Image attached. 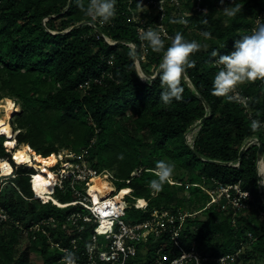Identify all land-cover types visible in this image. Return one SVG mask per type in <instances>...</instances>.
<instances>
[{"label": "trees", "instance_id": "1", "mask_svg": "<svg viewBox=\"0 0 264 264\" xmlns=\"http://www.w3.org/2000/svg\"><path fill=\"white\" fill-rule=\"evenodd\" d=\"M145 1L149 0H117L116 15L109 22L89 24L75 0H0V100L16 99L22 106L12 120L19 130L16 139L44 158L68 149L78 161L109 170L118 187L127 186L125 180L130 179L132 195L149 199V207L129 208L128 223L151 218L154 209L186 214L181 228L185 248L195 242L199 254L216 258L241 249L231 264H264V215L254 205L236 214L216 204L207 206L210 196L201 187L212 189L240 180L257 207L264 209L256 169L258 145L244 152L238 167L231 164L238 161L247 139L258 136L264 144V79L239 83L230 93L245 98V106L238 99L212 93L220 69L213 64L218 58L212 56L213 49L227 54L236 39L250 34L254 18L264 10V0H234L240 5L234 17L223 14L220 0H184V8L190 11L185 14L187 23L172 0L165 1L158 13L145 11L140 18H131ZM224 1L226 6L233 3ZM158 22L168 33L163 37L165 47L177 31L207 46L188 57L191 67L181 78L182 99L170 104L159 98V76L150 77L157 73L162 53L153 52L140 39V27L151 24L156 29ZM199 27L210 36L193 30ZM129 42L135 43L137 54ZM143 53L141 67L149 81L137 74L136 55ZM254 119L261 121L256 130L250 126ZM196 124L200 127L191 145L187 133ZM1 134L0 163L12 162ZM158 160L174 165L171 180L175 182L165 183L157 192L148 182L156 178ZM136 169L141 170L131 176ZM44 179L40 172L20 165L0 180V264H60L66 250L76 259H85L91 224L80 220L84 228L79 230L67 219L73 211L87 209L72 202L77 195L68 185L65 189L52 186L45 191L50 195L36 198L33 183ZM31 223L37 227L29 229L28 243L22 248L24 229ZM158 239L153 241L151 234L148 241L138 242L137 255L125 264L154 262L157 248L163 245L168 251L171 246L167 233ZM33 255L41 261L33 260Z\"/></svg>", "mask_w": 264, "mask_h": 264}, {"label": "built area", "instance_id": "2", "mask_svg": "<svg viewBox=\"0 0 264 264\" xmlns=\"http://www.w3.org/2000/svg\"><path fill=\"white\" fill-rule=\"evenodd\" d=\"M175 1L177 3L179 2V0ZM262 18H264V10L255 18V27ZM156 25V28L162 26L164 31H166L162 23L158 22ZM147 28L140 27V32L141 29ZM108 41L115 43L109 39ZM130 46L137 54L136 45H134V47L132 45ZM141 60H145L144 53L141 57L136 55V66L137 64L141 65ZM235 95H238V100L240 102L247 104L245 98H241L236 92ZM260 141L262 140L258 136H255L251 144L259 146ZM69 164L71 165V169L68 173H64L69 168V166H67ZM231 164L236 167L240 165L239 160ZM256 169L258 181L264 179V177H262L264 176V151L262 155L257 158ZM60 170L58 175L55 173L56 180L54 185L58 186L60 189H65L68 185L69 189L77 195V200L73 201V203H78L87 209L86 212L79 210L70 213L67 219L71 221L69 224L78 225L79 230H82L84 224H79V221L83 220L85 223L91 224L92 227L91 234L86 240V249L83 251L82 257H85V259H76V264H125L130 257L137 255L138 242L141 240L148 241L151 234H154L153 241H157L162 232L168 234L171 246L168 251L162 249L163 245L157 248L158 256L156 260L150 264H207L215 260L223 264H231L240 254L241 249L233 255H222L218 258L211 255H201L195 248V242L190 248H185L181 242V228L186 214L177 216L169 210L154 209L151 218L137 223H128L125 216L127 214V207L130 206V204L123 197L129 194V192L120 196V192L123 189L119 190L117 193L115 191L116 188H114L107 198L96 201L89 191L91 177L104 173L113 179V174L109 170L103 169L99 171L90 166L86 161H78L77 156L74 154L61 162ZM62 170H64V172ZM133 175L135 174L133 173ZM126 182L129 183L130 179H126ZM174 182L175 181L171 180V183ZM77 185H79V188ZM190 185L191 184H186V187L188 188ZM201 187L210 196V201L207 203V206L216 204L223 210H232V212L236 214L238 210H247L254 205L255 209H259V214L264 215V209L262 207H257L251 191L244 189L240 180L233 184H219L212 189L202 185ZM258 188L262 203L264 204V184H258ZM246 193H248V195H246ZM141 200H143L144 203H139ZM132 205L136 209H147L149 207V201L145 198H138ZM103 225L108 227L105 230H100ZM248 235L250 238L253 237L252 232H249ZM101 237H104V239ZM75 240V238L72 239V243L74 244L73 247L77 248Z\"/></svg>", "mask_w": 264, "mask_h": 264}, {"label": "clouds", "instance_id": "3", "mask_svg": "<svg viewBox=\"0 0 264 264\" xmlns=\"http://www.w3.org/2000/svg\"><path fill=\"white\" fill-rule=\"evenodd\" d=\"M75 2L83 11L85 17L88 18L86 22L89 24H95L97 21L101 24L107 23L116 15L117 0H87L86 4L85 0H75ZM220 3L223 4L224 0H220ZM222 11L226 17H234L240 11V5L233 0V3L229 6L223 7ZM207 15L208 10L204 9V16L206 17ZM182 22L187 23V21ZM205 22H207V19H205ZM203 35L208 37L210 36V33L204 32ZM167 36L168 33L164 31L162 26L156 29L148 27L147 29H141L140 39L146 41L153 52L162 53V58L156 73V75L159 76L162 89L159 98L163 103L170 104L173 99L177 101L182 99V93L184 92V88L181 85L182 74L186 71L187 67H191V61H189L188 57L194 51H197L201 45L195 40L189 41L185 39L183 34L177 31L173 37H169L171 43L165 47V40L163 37ZM129 55H133V52L130 51ZM212 56L218 57L215 63L221 66L212 81V93L217 96H225L230 101L239 99L238 95L230 94L233 93L236 85L245 81L264 79V18L257 23L256 27L250 34L243 35L234 41L233 50L227 54H220L219 50L213 49ZM137 74L141 79L149 81L143 73ZM154 78L155 77H152V79ZM250 126L253 130H256L261 126V121L254 119L251 121ZM4 146L6 147L5 144ZM6 149H8L7 151L10 153L12 162L9 159L8 160L14 167L13 172L20 165L30 167L28 163H14L15 161L13 160L12 152L9 151L8 147H6ZM59 161L57 163H59ZM57 163L49 167V169L53 171L52 167L54 168ZM30 168L40 172L39 169L34 167ZM173 171L174 165L172 163H169L166 160L156 161L154 169V175L156 178L151 179L148 182L149 188L157 192L162 190L165 183L171 182ZM12 173L3 176L8 177ZM131 176H134L133 172L131 173ZM113 180H115L114 176ZM129 183L124 187H118L116 185L115 191L118 193L121 189H130L129 194L124 195V197L127 196L135 201L140 197L132 195V189L128 186ZM258 184H264V179L259 180ZM54 186L55 185H53V187ZM35 193L36 198L50 195L47 192L43 194L38 193L36 189ZM246 195H248V193H246ZM51 198L54 199L52 196ZM147 200L149 201V199ZM131 207H134L132 203L127 207V210ZM60 264H76L74 253L70 250H66L65 255L61 258Z\"/></svg>", "mask_w": 264, "mask_h": 264}, {"label": "bare ground", "instance_id": "4", "mask_svg": "<svg viewBox=\"0 0 264 264\" xmlns=\"http://www.w3.org/2000/svg\"><path fill=\"white\" fill-rule=\"evenodd\" d=\"M7 105L8 104L5 103V98L0 100V133L6 137L5 145L9 148V151L12 152L13 160L17 164L28 163L30 167L40 170V173L44 175L45 179L40 182H35L34 187L38 193H46V189L52 187L56 180L54 172L48 167L54 165L58 161V154L53 153L50 155V157L44 158L42 155L34 152L29 144H21V146H19L20 144L18 145L17 139L14 136V130L11 123L9 122L11 114L9 110H3V108L7 107ZM14 107H16L15 102ZM13 169L14 167L10 161L4 160L2 163H0V171L4 175L12 173ZM95 179L96 177L92 179L93 183L91 184L89 191L96 201H100L101 199L107 198L110 195L113 187L110 186V184L106 181L97 182ZM39 186L41 187V190L38 189ZM128 192L129 189H123L120 192V196Z\"/></svg>", "mask_w": 264, "mask_h": 264}, {"label": "rangeland", "instance_id": "5", "mask_svg": "<svg viewBox=\"0 0 264 264\" xmlns=\"http://www.w3.org/2000/svg\"><path fill=\"white\" fill-rule=\"evenodd\" d=\"M165 1H168V0H149V1H145L137 10H134L133 11V13H132V16H131V18H140V16L145 12V11H148L150 14H154V13H158V11L159 10H163L164 9V7H165ZM172 1H174V3H175V5L176 6H179V12L177 11V14L178 15H181V16H183V18H182V21H187V18L185 17V14H187V13H190V11L188 10V9H185L184 8V4H183V1L184 0H179V2L177 3L175 0H172ZM225 1H224V3L223 4H221V3H219V8H220V10H222V8L223 7H226V5H225ZM199 9H201L200 7H198V10ZM48 20V18H45V22ZM254 20H255V18H254ZM150 26L149 27H152V25L151 24H149ZM193 30H195L197 33H199V34H203V27H199L198 29H193ZM129 45H132L133 47H134V43L133 42H129L128 43ZM201 47H203V49H205V48H207V46L204 44V45H201ZM217 59L215 58L214 60H213V64H216L215 63V61H216ZM217 65V64H216ZM137 69L139 70V72L140 73H143L144 75H145V77L146 78H149V76L148 75H146L145 74V72L143 71V69H142V67H141V65H138L137 64ZM150 69H153V70H155L154 69V66H150ZM142 70V71H141ZM154 76L156 75L155 73L153 74ZM151 77V76H150ZM185 79H187V77L185 78ZM146 80V79H145ZM187 81H188V83L192 86V84H191V82H189V79H187ZM14 102H15V105H16V107H14ZM5 103L6 104H8L7 105V107H4L3 108V110H9V112H10V114H11V117H10V119H9V122L11 123V125H12V120L15 118V116H16V114L17 113H19L20 111H21V109H22V106H21V104H19V103H17L16 102V99L15 100H13V99H10V98H5ZM246 104H244V106H245ZM199 127H200V124H196L195 126H193V128H191L189 131H188V133H187V138H188V141H189V143L191 144V145H193V137L195 136V132L199 129ZM12 128H13V130H14V136H15V138H16V135L18 134V132H19V130L18 129H16L13 125H12ZM198 128V129H197ZM253 138H255V136H252L251 138H249V139H247L246 141H245V144H243V147L242 148H244L245 147V151L250 147V146H252V144H251V141L253 140ZM18 142V141H17ZM5 144V143H4ZM18 145H19V143H18ZM19 146H21V144L19 145ZM192 147V146H191ZM8 150V149H7ZM244 151V152H245ZM58 154V157H59V159H58V161H59V163H57V165H55L54 166V168L52 167V169H53V171H54V176H56L55 175V173L58 175L59 174V172L61 171L60 170V168H61V161H63V160H65L66 158H69V157H71V155H73L72 154V152H70V150H68V149H62L59 153H57ZM257 158H258V155H257ZM14 163H16V162H14ZM55 163V164H56ZM67 166H69V168L66 170V172H64V170H62L64 173H68L69 172V170L71 169V165L69 164V165H67ZM51 167V166H50ZM49 168V167H48ZM140 170L141 169H136L135 171H133V173L134 174H138L139 172H140ZM4 174L0 171V177H5V176H3ZM96 177V181L98 182V181H106V182H108L109 184H110V186H112L113 187V189L116 187V181L115 180H113L110 176H108L107 174H104V173H102L101 175H95V176H93V177H91V179H90V182H91V184L93 183V181H92V179L93 178H95ZM4 179H6V177L5 178H3L1 181H3ZM111 182V183H110ZM3 183H5V182H3ZM38 189L39 190H41V187L39 186L38 187ZM112 193V192H111ZM110 193V194H111ZM154 193H156V192H153V194ZM186 194V191L184 192V195ZM125 199H126V201L129 203V204H131V203H133L134 202V200L133 199H130V198H128L127 196L126 197H124ZM215 200H217V199H215ZM140 203H144V201L143 200H141L140 201ZM204 218V217H203ZM37 227V224H33V223H31V225L27 228V229H24V232H23V235H22V240H21V247L23 248L24 246H26V244L28 243V240H29V234H28V231H29V229H34V228H36ZM32 258H33V260H35V261H37V262H40L41 261V258H40V256L39 255H33L32 256Z\"/></svg>", "mask_w": 264, "mask_h": 264}, {"label": "water", "instance_id": "6", "mask_svg": "<svg viewBox=\"0 0 264 264\" xmlns=\"http://www.w3.org/2000/svg\"><path fill=\"white\" fill-rule=\"evenodd\" d=\"M185 74H186V73L184 72L182 75H185ZM156 76H157V75L152 76V77H156ZM205 105H206V107H208V103H207L206 101H205ZM201 122H202V121H201ZM244 151H245V147L242 148L241 151H240V155H239V158H238L239 161L242 160V157H243ZM263 151H264L263 142L260 141V145H259V147H258V157H260V156L262 155Z\"/></svg>", "mask_w": 264, "mask_h": 264}]
</instances>
